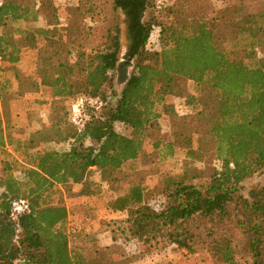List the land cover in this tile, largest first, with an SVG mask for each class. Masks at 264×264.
<instances>
[{
	"label": "trees",
	"instance_id": "obj_1",
	"mask_svg": "<svg viewBox=\"0 0 264 264\" xmlns=\"http://www.w3.org/2000/svg\"><path fill=\"white\" fill-rule=\"evenodd\" d=\"M206 1L178 0L158 8L150 0H78L60 10L52 0H38L40 8L4 0L0 264H133L150 254H126L116 243L122 239L150 245L154 254L172 244L190 255L203 252L213 264H264V185L240 193L242 183L264 168V56L257 59L258 47H264V12H250L241 3L242 15L230 25L236 33L223 41ZM60 14L76 23L73 33ZM121 14L129 38L124 54ZM42 18V27L9 28L11 22ZM155 27L159 41L152 49L149 33ZM31 36L42 39L34 45ZM22 52L35 63L33 76L16 70ZM253 59L255 66L248 63ZM7 70L14 71L16 87ZM185 80L193 81L195 95L186 91ZM43 85L50 87L49 99L34 102L49 104L48 122L19 137L9 120L11 102ZM79 96L87 105L80 129L71 124L66 105ZM176 98H185L192 111L178 115ZM161 118L170 120L167 137L160 134ZM116 123L129 134L117 131ZM178 148L185 150L182 172L145 181L137 178L141 169H129L118 180L122 192L107 208L123 217L103 223L111 244L97 230L90 235L88 203L67 207L63 186L82 182L87 195H96L126 164L140 159L151 172ZM205 158L219 167L205 174L193 165ZM91 168L99 173L98 184L85 175ZM20 198L29 211L13 217L11 203ZM70 215L81 220L79 226L66 227ZM85 237L91 247L74 242Z\"/></svg>",
	"mask_w": 264,
	"mask_h": 264
},
{
	"label": "rangeland",
	"instance_id": "obj_2",
	"mask_svg": "<svg viewBox=\"0 0 264 264\" xmlns=\"http://www.w3.org/2000/svg\"><path fill=\"white\" fill-rule=\"evenodd\" d=\"M150 1L153 6L158 7V8L172 6L174 4L176 5V3L178 2V0H150ZM21 2L30 3L31 5H34L36 8H40V3H38V0L36 1L35 0H21ZM52 3L56 7H58L60 10H62V8L66 6L77 4L78 0H52ZM206 3L208 6L209 15L211 17H216L220 23V37L223 39V41L233 39L234 33H236L235 28L232 30L230 25L232 24L233 21L238 20L241 17L242 14H241L240 7H239L241 3L246 5L247 10H249L250 12H254V13L264 12V0H207ZM177 8L178 10L182 11L181 7H177ZM149 12H150V6L145 11V14H144L145 19L149 17L148 15ZM60 15L62 17L61 22L65 24V22L67 21L68 26H69V31L73 33V30L76 27V23L71 20V16H68V20H65L62 14ZM44 25H45V21L42 18L36 22H32V21L11 22L9 25V28L13 30H17V29L32 30L36 27H42ZM118 30H119L121 43H122V54H124L129 45V38L127 34L126 21H125L123 14H121V21H120ZM159 30H160L159 27H155L149 33L150 36H149L148 45L152 49L158 48ZM1 35H2V32L0 30V36ZM17 38L19 39L18 33H16L15 35V39ZM41 39H42L41 36H35V37L31 36L29 38V41H31V43H34V45H36L37 43H39ZM257 52H258L257 59L262 58L264 56V47H258ZM248 63L251 66L257 65V61H255L254 59L248 60ZM2 66L3 64L0 65V69L2 68ZM15 67L17 71H20L22 74H25L27 76H33L36 71V66H35L34 61L25 52H22L20 54V59L15 64ZM130 69L131 68H129L128 71H130ZM13 73H14L13 70H7L5 72V74L11 79L14 87H16L17 78L14 76ZM113 76L115 79H117V73H114ZM183 85L188 93L192 95H195L197 93L196 87L193 81L185 80L183 82ZM121 88H122V85L116 81V85H115L116 91L119 92ZM41 90H42V93H39L40 95L38 94V92H31V93H26L22 96H18L17 98L21 99L25 95L30 94L28 98H25L26 101L24 100V102H22L21 104H19L18 102V104H16L15 107L12 106V102H11V115H10L9 120L13 128L16 129L15 132H17V135L19 137H27L28 134L31 131H33L32 129L35 130V128L38 126V124H40V122L43 119L44 120L46 119L47 121L51 113V108L49 104L39 105L38 103L34 102L35 100H40L42 98L49 99L50 87L43 85L41 87ZM66 105H67V108L71 110V101L69 103H66ZM175 107L177 110V114L180 116L188 114L192 111L191 106L188 105L185 98H176ZM16 111L26 113L27 118H18V115H15V114H14L15 117L12 116V113H15ZM159 125H160V134L163 137H167L168 133L171 130L170 120L168 118H161L159 119ZM115 128L117 131L123 134H126V135H128L130 132L126 127H124L122 124H119V123L115 124ZM194 145H196L195 142H194ZM50 146H53L59 150H64L68 148L67 144L56 145L52 143L50 144ZM185 157H186L185 150L178 148L174 156L165 158L159 164L158 168L151 172L148 169L142 167V162L140 159L136 160L135 162H130L126 164L123 167V169L117 172V180L113 182L105 183L104 187L101 185L102 186L101 192L99 195L96 196L98 199L100 198L101 201L100 200L94 201L93 199L89 200L91 202L90 204L92 206L91 205L90 206L92 208H91V212L88 213V215L86 214V216H88V220H90V223H89L90 227L91 229H93L89 231V233H91L90 235H95L93 234L95 233L93 231L97 230L99 231L100 235L104 233L106 234V237L101 236L103 237L102 238L103 240H105V238H108V237L111 239L109 231L104 230L106 229V225L103 223L104 221L108 222L112 220H120L123 217V215L120 213H115V214L109 213V215H107L106 214L107 211L105 210L106 203H107L106 200L109 201L110 199H112L113 197H115L116 195L122 192V187L120 185V181L118 180L122 176L126 175L127 173H131L129 169H133V170L135 169L136 171L141 169L142 173H138L137 178L144 177L143 179L145 181H147L148 179H153V178H156L159 180L161 179V177H158V175L159 176L175 175V174L182 172L184 163H185ZM192 162H193V165H195V167L204 169L206 172L205 174H209L213 168L219 167L217 162L209 161L206 158L202 161L192 160ZM145 173H151V176L149 175L145 176ZM85 175L93 183L98 184L100 182L99 180L100 178H99L97 171L93 170L92 168L87 169ZM81 183L82 182L73 181L69 185L63 186L62 195L64 196V199L67 201L69 206H74L79 203H88L87 202L88 200H86L87 197H83V199H81L82 196H86L87 195L86 193L88 192V189L86 187L78 186ZM258 185H264V168L256 172L252 177L246 179L242 183V188L240 191L241 195L246 196L251 188L258 186ZM96 204L97 206L93 207V205H96ZM78 222H79V218L77 216L73 217L72 215V217H70L69 221L67 222L66 227L69 226V228H75ZM111 241L113 240L111 239ZM74 242L77 243L78 245H85L89 247L93 245V242L90 239H88V237L77 239V241L74 240ZM116 243L120 246L122 250H124L126 254H135L143 250L149 251L150 254L148 255L149 256L148 264H213L206 259V256L204 255L203 252L190 255V254H187V252L184 250H179L178 248H176L175 245H172V244H167L165 246V249L163 250L161 249L159 253L154 254V250H155L154 247H150V245L143 246L140 242L134 239H127V240L122 239V240L117 241ZM241 245L242 246L239 248V251L242 255H244L246 244L243 245L242 243ZM164 255H165V258H162L161 256H164ZM135 264H146V262L145 261L142 263L136 262ZM241 264L243 263L241 262Z\"/></svg>",
	"mask_w": 264,
	"mask_h": 264
},
{
	"label": "built area",
	"instance_id": "obj_3",
	"mask_svg": "<svg viewBox=\"0 0 264 264\" xmlns=\"http://www.w3.org/2000/svg\"><path fill=\"white\" fill-rule=\"evenodd\" d=\"M4 0H0V6ZM2 55L0 54V65L2 64ZM87 105L86 99L79 96L71 101L70 122L73 126L80 129L84 126L87 118ZM29 211V203L26 199H15L11 203V215L17 217Z\"/></svg>",
	"mask_w": 264,
	"mask_h": 264
},
{
	"label": "crops",
	"instance_id": "obj_4",
	"mask_svg": "<svg viewBox=\"0 0 264 264\" xmlns=\"http://www.w3.org/2000/svg\"><path fill=\"white\" fill-rule=\"evenodd\" d=\"M39 93H42V90L40 91V92H38V94ZM30 94H27V95H25L24 97H22L21 99H18V98H16V99H14V100H12V106H16V104H18V102H19V104H21L22 102H24V100H25V98H28V96H29ZM40 95V94H39ZM26 101V100H25ZM25 104V103H24ZM13 110V109H12ZM18 115V118H27V114L26 113H24V112H20V111H16L15 113H12V116H14L15 117V115ZM27 121V120H26ZM48 122V119H47V121H46V119L44 120H42L41 122H40V124H38V126L35 128V129H38V128H40V126H41V124H43V123H47ZM32 130H34V129H32ZM93 170H94V168H92ZM98 173V172H97ZM98 175H99V173H98ZM99 178H100V176H99ZM83 184L81 183V184H79L78 186H82ZM104 185H105V182H103L102 183V186L104 187ZM101 186V187H102ZM79 188V187H78ZM100 194V193H99ZM99 194H96V195H86V196H82V198L81 199H83V197H87L86 198V200H88L87 202H88V205H91L90 203V201L89 200H91V199H93L94 201H96V200H100V198L98 199L96 196L97 195H99ZM101 201V200H100ZM81 202H83V201H81ZM105 202V201H104ZM106 202H108L107 200H106ZM79 204H83V203H79ZM66 205H67V207H69V204L67 203V201H66ZM92 206V205H91ZM90 206V207H91ZM97 206V204L96 205H93V207H96ZM92 208V207H91ZM105 210L107 211V215H109V213H114L115 214V212H112V211H110L108 208H107V203H106V207H105ZM70 217H72V215H70L69 216V219H70ZM80 222H81V220L79 219V222L77 223V225L76 226H79L80 225ZM101 236H104V237H106V234L104 233V234H101ZM109 236V235H108ZM107 236V237H108ZM103 238V237H102ZM104 242L106 243V244H111L112 243V241H111V239L108 237V238H105V240H104ZM146 257V258H145ZM162 258H165V255L164 256H161ZM148 258H149V256L148 255H146V256H144L143 258H141V259H139L138 261H136V262H139V263H142V262H146V264H148ZM135 262V263H136ZM135 263H133V264H135Z\"/></svg>",
	"mask_w": 264,
	"mask_h": 264
},
{
	"label": "flooded vegetation",
	"instance_id": "obj_5",
	"mask_svg": "<svg viewBox=\"0 0 264 264\" xmlns=\"http://www.w3.org/2000/svg\"><path fill=\"white\" fill-rule=\"evenodd\" d=\"M124 18H125V16H124Z\"/></svg>",
	"mask_w": 264,
	"mask_h": 264
}]
</instances>
